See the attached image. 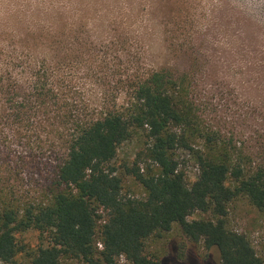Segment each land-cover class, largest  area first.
Returning <instances> with one entry per match:
<instances>
[{
  "label": "trees",
  "instance_id": "16d2710c",
  "mask_svg": "<svg viewBox=\"0 0 264 264\" xmlns=\"http://www.w3.org/2000/svg\"><path fill=\"white\" fill-rule=\"evenodd\" d=\"M52 19L63 29L18 31L20 48H0V124L38 137L34 166L44 158L52 167L39 199L25 200L6 186L0 162V260L163 264L152 245L177 228L217 248L221 264H264L249 236L229 225L238 200L264 214V138L252 145L210 118L195 96L192 67L120 76L127 102L92 107L72 73L85 54L80 32L69 41L62 16ZM181 49L192 51L186 43ZM127 142L136 152L120 158ZM186 161L198 168L193 181ZM196 212L208 216L190 218ZM30 230L41 239L35 247L19 239Z\"/></svg>",
  "mask_w": 264,
  "mask_h": 264
},
{
  "label": "rangeland",
  "instance_id": "374dc122",
  "mask_svg": "<svg viewBox=\"0 0 264 264\" xmlns=\"http://www.w3.org/2000/svg\"><path fill=\"white\" fill-rule=\"evenodd\" d=\"M58 16L65 21L69 41L80 32L85 54L72 73L92 107L127 102L126 90L117 84L120 76L163 66L181 71L192 67L198 72L195 96L210 118L252 145L264 138L258 137V130L264 132V0H0V48H20L21 38L14 34L18 31L61 28L52 19ZM183 43L192 51H183ZM17 128L0 124L2 175L19 198L39 199L52 167L44 158L41 169L34 166L38 137H19ZM29 138L35 142L27 143ZM135 152L136 144L127 142L119 156L133 157ZM184 170L190 180L196 179L193 162L186 161ZM207 216L196 212L190 218ZM229 225L247 234L264 259V214L238 200L230 208ZM19 239L27 247L41 242L36 230ZM152 250L162 253L163 264H221L217 248L206 249L177 228ZM28 259L19 255L16 264H29ZM119 264L130 263L120 257Z\"/></svg>",
  "mask_w": 264,
  "mask_h": 264
}]
</instances>
